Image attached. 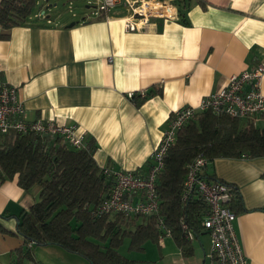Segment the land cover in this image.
I'll return each mask as SVG.
<instances>
[{
  "label": "crops",
  "instance_id": "crops-1",
  "mask_svg": "<svg viewBox=\"0 0 264 264\" xmlns=\"http://www.w3.org/2000/svg\"><path fill=\"white\" fill-rule=\"evenodd\" d=\"M74 1L68 0L69 7ZM204 1L203 9L190 3L187 24L152 20L139 32L125 31L122 18L129 11L123 7L113 9L109 21H81L85 12L70 21L32 18L0 41L2 80L16 89L27 121L73 125L78 137L95 143L98 167L144 174L171 113L198 107L232 75L264 60V0ZM153 87L162 95L141 106L129 99ZM260 88L264 95V74ZM203 174L238 188L246 211L236 215L235 233L249 264H264V157L217 158ZM38 194L37 186L22 190L16 177L1 183L0 215L10 218L0 217V225L14 232V215L28 209ZM196 240L203 246L201 238ZM23 244L22 238L0 231V264H14L12 252ZM159 245L161 250L172 246L164 237ZM186 260L176 257L169 263L190 264ZM22 264L89 263L59 246L45 245L32 248L31 258Z\"/></svg>",
  "mask_w": 264,
  "mask_h": 264
},
{
  "label": "trees",
  "instance_id": "trees-1",
  "mask_svg": "<svg viewBox=\"0 0 264 264\" xmlns=\"http://www.w3.org/2000/svg\"><path fill=\"white\" fill-rule=\"evenodd\" d=\"M168 1L183 24H187L186 11L192 1L202 9L206 7L204 0ZM36 3L37 0H0V41L9 39L11 29L31 22ZM3 84L0 72V87ZM156 95H162V90L153 87L143 96L132 93L129 99L141 106ZM95 149L92 140L77 149L57 136L15 131L0 135V184L16 177V184L25 192L33 186L39 188L37 200L14 215V232L0 225L2 233L24 241L12 252L14 264L30 259L32 248L45 245L59 246L89 264H129L132 260L119 250L125 239L129 250L142 251L147 241L160 248L159 241L165 236L171 237L183 258L193 256V241L208 234L201 225L207 205L195 193L183 196L186 165L198 155L209 162L217 158L264 157V124L256 126L211 110L197 111L177 132L163 157L155 181L158 211L148 216L101 211L113 181L97 166ZM151 163L149 160L146 168ZM207 177L209 181H221L213 175ZM226 184L230 210L236 215L245 212L238 188Z\"/></svg>",
  "mask_w": 264,
  "mask_h": 264
},
{
  "label": "built area",
  "instance_id": "built-area-1",
  "mask_svg": "<svg viewBox=\"0 0 264 264\" xmlns=\"http://www.w3.org/2000/svg\"><path fill=\"white\" fill-rule=\"evenodd\" d=\"M88 3L92 5L88 6L92 10L86 13L81 21L87 17L109 21L110 12L117 7H123L129 11V15L122 18L127 32L145 30L152 20L178 19L176 8L168 0H88ZM69 9L71 10V7ZM45 12H37L32 18L45 20ZM72 15L75 16L73 13ZM263 74L264 60L251 69L232 75L224 87L203 97L198 107H183L171 113L166 129L151 154L152 163L146 173L114 172L109 168H102L104 176L111 178L113 182L107 197L101 203V211L143 216L157 213L159 204L155 181L162 168L163 157L175 142L177 132L197 111L211 110L217 115L224 114L231 118L247 120L256 126L263 125L264 95L260 88ZM139 93L144 95V91ZM24 113L16 89L7 84L1 85L0 135L10 131L33 132L43 136L60 137L77 149L86 146L85 138L75 134V126L54 120L27 121ZM208 164L209 161L205 157L198 155L186 165L183 196L195 193L206 203L207 215L201 225L208 232L210 256L215 258L217 264H249L234 230L236 214L227 205L230 201L229 187L222 181L207 180L203 173ZM188 237L194 240L192 233H189Z\"/></svg>",
  "mask_w": 264,
  "mask_h": 264
},
{
  "label": "rangeland",
  "instance_id": "rangeland-1",
  "mask_svg": "<svg viewBox=\"0 0 264 264\" xmlns=\"http://www.w3.org/2000/svg\"><path fill=\"white\" fill-rule=\"evenodd\" d=\"M48 4H56V6L48 9L44 16H50L53 19L61 21H70L71 19H75V17L79 18L82 13H89L92 10L91 7H88L92 6L90 3H88V0H75L74 4L71 5V10L69 9L68 0H50ZM48 4L45 2V0H38V4L35 7V13L39 12L41 14ZM72 13L75 14L74 17L72 16ZM200 238L203 246H201L198 240L195 239L192 243L194 247V254L191 257H186L190 264H195L196 262L197 264H201L203 259L204 264H210V241L209 245L207 244L209 236L208 234L201 235ZM164 239L166 240L167 244L170 241V244L172 245L170 248L167 247L165 250H161L157 244L150 241L145 242L144 249L142 251L129 250L128 239L124 240L119 250L123 255L132 260V262L129 264H170L173 262L174 258L182 256L171 237L167 236L164 237ZM203 247L206 251V257L203 256ZM166 252L172 253L174 255H170V258L166 259Z\"/></svg>",
  "mask_w": 264,
  "mask_h": 264
},
{
  "label": "water",
  "instance_id": "water-1",
  "mask_svg": "<svg viewBox=\"0 0 264 264\" xmlns=\"http://www.w3.org/2000/svg\"><path fill=\"white\" fill-rule=\"evenodd\" d=\"M48 1H49V0H46V2H48ZM55 6H56V4H48V5L45 7V10H44V11H46V10L52 8V7H55ZM44 11H43V12H44ZM74 24H75L74 22H73V23H70V24L68 25V27H72Z\"/></svg>",
  "mask_w": 264,
  "mask_h": 264
}]
</instances>
